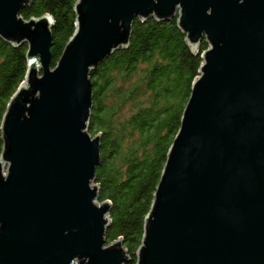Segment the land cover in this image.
<instances>
[{
  "label": "water",
  "instance_id": "obj_1",
  "mask_svg": "<svg viewBox=\"0 0 264 264\" xmlns=\"http://www.w3.org/2000/svg\"><path fill=\"white\" fill-rule=\"evenodd\" d=\"M29 1L0 0V37L28 45L26 79L1 127L0 264L129 261L122 238L103 248L111 204L99 206L91 186L101 136L87 131L90 72L129 46L136 18L177 15L191 50L204 39L209 48L137 264H264V0H78L54 70V19L20 17Z\"/></svg>",
  "mask_w": 264,
  "mask_h": 264
},
{
  "label": "trees",
  "instance_id": "obj_2",
  "mask_svg": "<svg viewBox=\"0 0 264 264\" xmlns=\"http://www.w3.org/2000/svg\"><path fill=\"white\" fill-rule=\"evenodd\" d=\"M78 0H30L25 20L50 15L52 66H57L76 31ZM178 15L157 21L136 18L130 44L101 61L90 72L93 84L88 131L100 135L101 162L96 169L98 201H110L107 243L119 238L130 254L124 264H137L171 145L200 75L204 39L194 53L178 26ZM28 45L14 46L0 37V156L2 124L10 100L25 81Z\"/></svg>",
  "mask_w": 264,
  "mask_h": 264
},
{
  "label": "rangeland",
  "instance_id": "obj_3",
  "mask_svg": "<svg viewBox=\"0 0 264 264\" xmlns=\"http://www.w3.org/2000/svg\"><path fill=\"white\" fill-rule=\"evenodd\" d=\"M19 16L21 17V15H19ZM178 16H179V15H178ZM177 21H178V20H177ZM207 44H208V43H207ZM208 48H209V44H208ZM208 48H207L206 50H208ZM197 52H198V51H197ZM202 55H203V53H202ZM202 55H201V56H202ZM202 58H203V56H202ZM51 64H52V63H51ZM55 68H56V66H52V65H51V68H50V69H51V70H54ZM87 131H88V128H87ZM88 133H89V131H88ZM89 134H90V133H89ZM90 136H91V135H90ZM91 137H92V139L94 138L93 136H91ZM7 170H8V166H7V164L5 163V164H4V173H3L4 175L7 174ZM95 180H96V179H95ZM95 180L92 181V184H91L92 187H94L95 184H98V183H96ZM98 189H99V184H98ZM104 202H105V201H104ZM104 202H99V201H97V204H98L99 206H101L102 203H104ZM109 202H110V201H109ZM110 204H111V202H110ZM109 244H110V243H105L104 246H103V248H107V247L109 246ZM140 246H141V245H140ZM137 252H138V251H137ZM136 254H138V253H136ZM75 262L77 263V261H75Z\"/></svg>",
  "mask_w": 264,
  "mask_h": 264
}]
</instances>
